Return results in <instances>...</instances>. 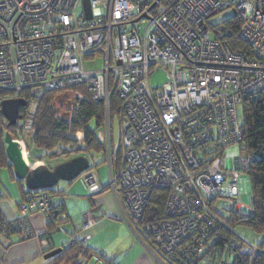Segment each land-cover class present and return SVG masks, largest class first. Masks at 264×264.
Segmentation results:
<instances>
[{"label": "built area", "instance_id": "built-area-1", "mask_svg": "<svg viewBox=\"0 0 264 264\" xmlns=\"http://www.w3.org/2000/svg\"><path fill=\"white\" fill-rule=\"evenodd\" d=\"M229 11L239 18L237 37L246 48L219 39L210 24ZM97 59L103 66L87 69ZM156 72L166 82L153 90ZM0 89L37 96L76 89L79 100L103 102L99 137L107 133L110 188L119 183L135 227L167 258L152 251L157 263H234L244 241L215 240L229 229L223 215L251 209L239 179L253 157L245 148V157L232 160L223 153L243 141L239 107L264 90V0H0ZM113 96L120 102L114 152ZM31 104L24 134L33 127ZM17 141L29 155L25 141ZM79 179L90 193L101 191L94 171ZM156 190L169 192L165 219L143 224ZM53 202L48 191H36L19 207L23 217L41 213L50 221ZM251 248L250 264L264 253Z\"/></svg>", "mask_w": 264, "mask_h": 264}, {"label": "trees", "instance_id": "trees-1", "mask_svg": "<svg viewBox=\"0 0 264 264\" xmlns=\"http://www.w3.org/2000/svg\"><path fill=\"white\" fill-rule=\"evenodd\" d=\"M239 24V18L234 14L232 18L223 21L220 26H216L220 30L218 38L226 41L235 49L246 48L243 41L237 37ZM79 89L84 92L82 88ZM70 93H76V89L70 91ZM64 94L66 93L44 91L42 95L37 96L31 89L21 93L0 89V172L5 169L9 170L21 187H25L24 182L15 177L14 168L7 155V145L5 144L7 133H10L15 140L25 141L29 153L28 160L32 165L41 161L49 169H53L51 167L52 163L56 161L63 163L78 156H88L94 152L108 154L106 142L99 137L100 131L106 128L104 103L77 99L74 111H66L67 96ZM14 98H22L27 101L28 105L20 110L22 120L15 127H12L2 114L1 103L4 100ZM32 102L36 104L33 127L29 133L24 134L20 128ZM119 106V99L113 96L110 108L111 120L116 119L117 114H119ZM242 107L244 138L240 147L245 148L246 152L253 157V162L246 170L252 189L251 212L245 215L240 211L232 210L223 215L228 222L229 229H221L219 239H216L215 243L223 245V242L231 240L235 236L241 238L235 232V228L248 226L262 235L263 240L258 248L264 250V90L259 97L244 100ZM79 134H82V138L78 137ZM116 160V164L113 166L115 175L119 169V154H117ZM96 169L97 165H91L88 171ZM107 187L110 189V185ZM104 190L101 189V192ZM47 191L54 197L53 207L56 214L55 218L46 223L47 234L49 235L55 232L59 226L58 217H60L62 211H59L55 199L57 197L63 199V192L57 191L55 188ZM34 193L26 189L23 192V201L20 205L28 196ZM168 196L169 192L166 190L153 192L143 224L165 219ZM26 218L22 217L17 222H11L0 211V237L3 236L8 240L14 235H19L21 240L30 238L32 235ZM143 236L150 249L155 248L158 250L149 236ZM84 250L85 252H83ZM81 255L86 261L93 258L96 262L99 260L103 264H119L113 259L104 257L101 253L91 251L81 240H75L74 245L67 246L51 264H79ZM163 257L165 260L167 259L164 255ZM250 262L251 255L238 250L233 264H250ZM252 264H264V253L257 255Z\"/></svg>", "mask_w": 264, "mask_h": 264}, {"label": "crops", "instance_id": "crops-1", "mask_svg": "<svg viewBox=\"0 0 264 264\" xmlns=\"http://www.w3.org/2000/svg\"><path fill=\"white\" fill-rule=\"evenodd\" d=\"M28 163L31 167L45 164L40 161L32 165L29 160ZM2 171L0 183L5 186L3 189L0 187V211L8 221L17 222L23 217L19 206L27 188L21 187L9 170L8 177L3 176ZM80 181L77 179L65 182L63 187H55V190L63 192V199H55L59 211H62L58 224L62 227L71 225L74 233H69L70 237L60 231L48 235L45 217L41 213H30L26 218L32 235L30 238L21 240L19 235H14L8 240L0 237V264H51L72 239L83 241L91 251L119 264H158L151 253L153 250L144 240V234L132 222L119 183L113 191L99 180L101 189L105 190L86 194ZM8 182L17 184L16 191ZM87 222L89 230L84 229ZM84 261L87 264L96 262L93 258ZM96 263L103 264L99 260Z\"/></svg>", "mask_w": 264, "mask_h": 264}, {"label": "rangeland", "instance_id": "rangeland-1", "mask_svg": "<svg viewBox=\"0 0 264 264\" xmlns=\"http://www.w3.org/2000/svg\"><path fill=\"white\" fill-rule=\"evenodd\" d=\"M234 16L233 12H224L221 13L217 16H214L211 18L210 24L214 27L220 26L223 21H226ZM103 66V62L100 59H97L94 61L92 64H87V69H92V68H101ZM166 82V75L164 72H156L153 77L150 80V84L153 90H156L157 88H161ZM63 95V94H62ZM67 96L66 99V111L71 110L74 111V106L77 101V93H66L64 94ZM30 107L32 109V104H30ZM239 118H240V123L243 124V107H239ZM111 124V134H112V151H115V147L117 145V142L119 140V123L117 119L113 118V120H110ZM106 134L104 132V137L103 141L105 140ZM79 138H82V134L78 135ZM28 152V150H27ZM36 153V152H35ZM224 156L227 157L228 160H232L236 157H245L246 152L244 148L240 147L239 144H235L233 146H230L224 150L223 153ZM28 157V155H27ZM90 160L91 165H97V169L94 170L95 174L97 175L98 179L103 185H111V176H110V168H109V161H108V154L104 155L103 153H92L87 156ZM61 164V161H56L52 163V168L55 166ZM35 167V166H34ZM2 175L7 176L9 175V172L7 169L2 171ZM80 181V179H78ZM8 185H12L14 191L17 189V184L13 183L10 184L9 182L7 183ZM80 184L82 187H85L82 181H80ZM65 185V182H60L59 187H63ZM239 185H240V191L242 195V202L246 206H249L251 203V195H252V189H251V183H250V178L247 172H241V176L239 179ZM3 183H0L1 189L4 187ZM85 193L88 194L89 191L84 188ZM223 204L228 208L229 207V202L223 201ZM242 214L248 215L250 211V207H244L240 210ZM63 228L66 229V231H60V233H64L66 235H69V233H74V229L72 228L71 225H63ZM116 232V231H115ZM114 232V233H115ZM235 232L238 234V236L241 237V239L244 241V247L242 249V252L245 254H250L252 251L251 247H258L260 246V243L263 240V237L260 233L252 229L251 227L248 226H239L235 228ZM113 233V234H114ZM70 237V235H69ZM70 239V238H69ZM83 239H85V236H83ZM70 242V241H69ZM153 252L160 258L162 261L165 262V259L162 255V253L159 250H156L155 248L152 249ZM264 252V250H262ZM79 264H87V262H79ZM91 264V263H90ZM92 264H97L95 261H92Z\"/></svg>", "mask_w": 264, "mask_h": 264}, {"label": "water", "instance_id": "water-1", "mask_svg": "<svg viewBox=\"0 0 264 264\" xmlns=\"http://www.w3.org/2000/svg\"><path fill=\"white\" fill-rule=\"evenodd\" d=\"M27 105V101L22 98L7 99L1 103L2 114L10 126L15 127L22 120L20 110ZM5 144L15 177L24 182L28 191H47L57 187L60 182H73L91 167L86 155L63 162L53 169L45 164L31 167L22 145L10 133L5 136Z\"/></svg>", "mask_w": 264, "mask_h": 264}, {"label": "bare ground", "instance_id": "bare-ground-1", "mask_svg": "<svg viewBox=\"0 0 264 264\" xmlns=\"http://www.w3.org/2000/svg\"><path fill=\"white\" fill-rule=\"evenodd\" d=\"M25 155V154H24ZM37 165V164H36Z\"/></svg>", "mask_w": 264, "mask_h": 264}]
</instances>
